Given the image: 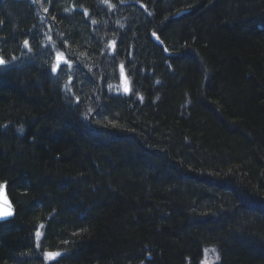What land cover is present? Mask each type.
<instances>
[{
  "label": "trees",
  "instance_id": "trees-1",
  "mask_svg": "<svg viewBox=\"0 0 264 264\" xmlns=\"http://www.w3.org/2000/svg\"><path fill=\"white\" fill-rule=\"evenodd\" d=\"M0 58V264H264V0H0Z\"/></svg>",
  "mask_w": 264,
  "mask_h": 264
},
{
  "label": "snow or ice",
  "instance_id": "snow-or-ice-1",
  "mask_svg": "<svg viewBox=\"0 0 264 264\" xmlns=\"http://www.w3.org/2000/svg\"><path fill=\"white\" fill-rule=\"evenodd\" d=\"M25 44H27V41H25ZM56 59L58 61L57 68L59 67V63L65 62L64 58L59 54H57ZM10 67L11 66L3 58H0V75H2L3 72L8 70ZM53 70L55 71L56 69L54 68ZM124 91L128 92L129 89L125 88ZM20 131L23 132V129L21 128ZM14 214H15L14 209L11 208V205L8 202H6V206L2 210H0V218H7L9 216H13ZM46 255L54 259L56 256L61 255V254L60 253H47Z\"/></svg>",
  "mask_w": 264,
  "mask_h": 264
},
{
  "label": "rangeland",
  "instance_id": "rangeland-1",
  "mask_svg": "<svg viewBox=\"0 0 264 264\" xmlns=\"http://www.w3.org/2000/svg\"><path fill=\"white\" fill-rule=\"evenodd\" d=\"M23 59H25V57H23ZM125 88L129 89V81L125 75H122L120 81V90L124 93H127L124 91ZM218 261H219V254L216 249L207 248L204 251L203 264H217Z\"/></svg>",
  "mask_w": 264,
  "mask_h": 264
},
{
  "label": "water",
  "instance_id": "water-1",
  "mask_svg": "<svg viewBox=\"0 0 264 264\" xmlns=\"http://www.w3.org/2000/svg\"><path fill=\"white\" fill-rule=\"evenodd\" d=\"M186 11H182L180 12V14L184 13ZM6 202L10 203L11 208L14 209L15 212V206L13 205L9 194H8V190H7V182H3L0 185V210H2L5 206H6ZM15 214L13 216H9L7 218H0V222H6L8 220H11L12 218H14Z\"/></svg>",
  "mask_w": 264,
  "mask_h": 264
}]
</instances>
